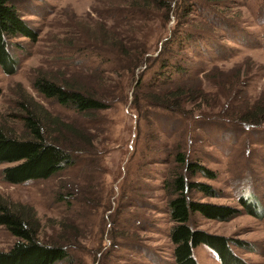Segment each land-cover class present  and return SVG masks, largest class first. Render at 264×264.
Segmentation results:
<instances>
[{"label": "rangeland", "instance_id": "obj_1", "mask_svg": "<svg viewBox=\"0 0 264 264\" xmlns=\"http://www.w3.org/2000/svg\"><path fill=\"white\" fill-rule=\"evenodd\" d=\"M14 1L38 38L12 39L21 50H11L14 75L0 69V130L23 136L19 102L32 100L80 133L68 142L82 153L50 179L20 185L2 179L10 165L0 164V199L13 209L33 208L41 240L54 243L57 236L71 245L72 264H174L164 183L178 150L213 174L191 177L214 191H193V200L241 211L225 222L194 214L191 226L246 242L233 253L264 264V0H175L168 14L161 0H134L152 9L133 11L131 19L122 9L127 0ZM99 30L104 41L92 36ZM137 57L142 63L133 66ZM168 57L180 73L170 70L160 80V61ZM38 73L89 89L105 108L80 114L44 98L32 88ZM241 196L259 216L242 209ZM16 241L0 226L1 251ZM194 257L220 264L205 245Z\"/></svg>", "mask_w": 264, "mask_h": 264}, {"label": "trees", "instance_id": "obj_2", "mask_svg": "<svg viewBox=\"0 0 264 264\" xmlns=\"http://www.w3.org/2000/svg\"><path fill=\"white\" fill-rule=\"evenodd\" d=\"M127 1L128 3L124 4L122 9L125 8L130 12V19L133 11L151 12L148 9L152 8L148 7L146 3L142 2L141 6H134V0ZM174 1L161 0L159 4L168 14ZM203 1L208 3L213 0ZM14 4V0H0V69L6 75H14L18 70V61L11 50H21V48L14 44L12 39L20 36L31 42H36L38 38L36 31L31 29L26 21L18 15ZM196 4L200 10L208 8L205 3L197 2ZM125 17L123 16V18ZM187 35H190V32ZM92 36L101 41L107 39V34L101 30L92 33ZM185 38L188 40V36ZM165 49L166 47L163 45L157 55H163ZM84 53V56L89 57L88 52ZM140 57H137V60L134 58L133 66L141 65ZM160 62L162 66L158 79H169V77H165V74L168 75L170 70L171 73H180L181 68L172 62V58L168 57ZM111 70L115 71V69ZM179 86L180 84L174 86V90L178 92L183 88V86L181 88ZM32 88L44 98L54 100L60 106L80 114H88L105 108L101 99L95 93H91L89 89L73 83L69 84L56 76L38 73L33 79ZM25 101L19 102L21 112L19 119L23 126V136L15 137L0 130V164L10 165L1 170V176L5 182L13 185L48 180L71 167L75 161L74 154L81 152L68 142L69 137L75 140L81 139L80 133L72 125L62 122L51 113L44 111L32 100L27 103ZM154 105L164 108L165 111L180 112V110L163 103ZM251 121H254V116L251 117ZM254 124H259V122L255 121ZM248 127H252V125ZM173 166V171L164 183V188L169 195L166 206L172 223L168 238L173 247V263L198 264L194 257V250L200 245H205L217 254L220 264H248L236 256L231 249L232 246L244 248L247 246L246 242L212 235L191 226V218L194 214H200L206 219L225 222L238 216L241 212L238 208L229 205L202 203L191 198L193 191L214 197V191L210 186L191 180L195 174L213 179V174L207 168L190 161L185 152L178 150L174 152ZM65 197L71 198L72 195L59 196V199L65 200ZM238 203L247 214L259 216L254 203L252 204L246 198L241 196L238 198ZM14 208L0 199V226H4L17 239L8 251L0 250V264H72L69 253L71 245L64 244L57 236L54 243L47 242L46 238L41 240L39 222L33 208L23 205H16Z\"/></svg>", "mask_w": 264, "mask_h": 264}]
</instances>
